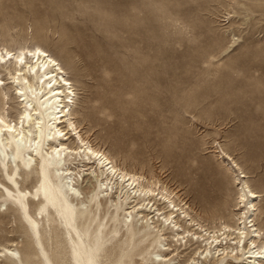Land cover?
I'll list each match as a JSON object with an SVG mask.
<instances>
[{
    "label": "rangeland",
    "instance_id": "374dc122",
    "mask_svg": "<svg viewBox=\"0 0 264 264\" xmlns=\"http://www.w3.org/2000/svg\"><path fill=\"white\" fill-rule=\"evenodd\" d=\"M34 45L66 70L75 119L92 144L186 203L212 231L238 225L247 179L260 193L254 222L264 231V0H0V47ZM3 73L0 111L17 121V84ZM80 184L101 240L117 244L142 227L125 216L131 209L123 193L100 191L95 169ZM8 205L0 206V264H18L1 253L9 246L38 262L30 231ZM156 234L145 235L144 248L130 237L132 264H157ZM181 242L172 247H186L176 257L184 262L199 243ZM219 257L215 264H248Z\"/></svg>",
    "mask_w": 264,
    "mask_h": 264
},
{
    "label": "bare ground",
    "instance_id": "6f19581e",
    "mask_svg": "<svg viewBox=\"0 0 264 264\" xmlns=\"http://www.w3.org/2000/svg\"><path fill=\"white\" fill-rule=\"evenodd\" d=\"M29 56L32 59L28 60ZM3 72L17 84L15 95L23 109L17 121L0 111V198L5 201L0 206L9 202L7 208L26 225L39 261L22 259L20 252L10 246L4 247L2 254L13 257L18 264H132L130 237L137 235L144 248L148 243L145 235L157 232V249L152 252L157 264H203L202 259L215 264L221 260L220 255L229 254L244 263L264 264L259 260L264 258V243L258 242L264 238V231L254 222L260 193L247 179L240 182L237 207L245 210L238 217V225L228 224L212 231L192 216L186 203L178 204L168 191L164 192L165 188L155 187L154 180L120 166L111 154L83 136L75 119L77 96L73 83L47 49L39 45L17 50L0 47V75ZM5 80L0 76L2 86L7 84ZM228 158L241 169L230 155ZM91 169L97 171L101 192L111 188L112 193L116 188L115 192L123 193L126 204H130L126 209H131L125 216L131 217V223L141 219L146 234H141L142 227L136 224L133 233L127 231L126 240L117 244L101 240V231L92 227L96 221L87 211L80 189V177L83 181ZM82 171H86L83 177ZM97 198L109 207L106 198ZM185 238L187 243L194 241L199 246L184 262L177 261L186 247L176 252L172 246ZM213 251L219 253L217 258Z\"/></svg>",
    "mask_w": 264,
    "mask_h": 264
}]
</instances>
